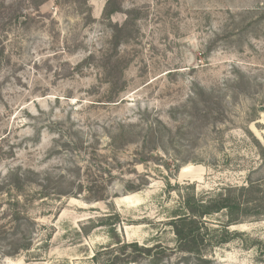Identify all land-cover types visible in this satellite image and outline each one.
<instances>
[{
	"label": "rangeland",
	"instance_id": "rangeland-1",
	"mask_svg": "<svg viewBox=\"0 0 264 264\" xmlns=\"http://www.w3.org/2000/svg\"><path fill=\"white\" fill-rule=\"evenodd\" d=\"M106 2L0 0V264H106L117 236L175 249L185 197L250 181L264 210V0H117L110 21ZM121 124L134 141L114 149ZM94 148L123 162L108 200L53 194L78 167L85 179ZM29 170L14 189L10 175ZM229 230L207 264H264V216ZM17 241L30 246L8 256ZM197 263L175 252L161 264Z\"/></svg>",
	"mask_w": 264,
	"mask_h": 264
},
{
	"label": "trees",
	"instance_id": "trees-1",
	"mask_svg": "<svg viewBox=\"0 0 264 264\" xmlns=\"http://www.w3.org/2000/svg\"><path fill=\"white\" fill-rule=\"evenodd\" d=\"M121 9V5L117 3V0H107L103 10V18L110 21L112 16L120 12ZM112 26L116 29L114 34L116 45L121 43V40L117 36V32L121 29L117 25ZM135 129V125L132 124L119 125L117 132L110 136V145L114 149H122L129 145L134 141ZM96 149L94 148L92 152H89L88 165L83 174V176L85 175V179L81 180V168L78 167L77 176L70 183V190L68 192L55 190L53 194L73 198H82L84 196L87 202L108 200L109 186L117 178L113 171L117 169L118 172L122 173L124 171L123 162L115 156L113 158L116 162H112L107 156L98 154ZM151 157L152 150L148 151V154L145 153L142 156V160L139 161L140 163H144ZM36 175L31 170L26 171L25 174H20L16 171V173L13 172L10 175L8 180L13 188L15 187L14 189L18 190L22 188L24 182L30 181V176ZM76 178H79V184L76 192H73L72 186L75 184ZM49 188L44 186L43 191H48ZM125 188L131 192L139 190V186L133 182H127ZM43 191L42 194L45 196L52 194ZM257 191L258 186L250 181L248 186H227L216 196L207 199L187 196L183 200V209L180 212H176L169 222L173 234L176 236L177 247L175 249L166 247L160 243L153 246H141L138 242H126L117 236V241L113 244V248L117 250L113 251L106 264H138L140 258H147L152 264H161L164 261L170 260L175 252L194 255L197 258V264H207L209 260L205 258L206 247L229 243L237 235V233L230 232V227L242 224L247 218L264 216V210H261L258 205H254V201L249 197ZM214 216L224 217L225 221L217 219L218 225L223 227L221 230L209 227V218ZM29 246L30 242H11L10 251L6 254L8 256H15L21 250L28 249ZM183 260L186 261L188 258L184 257Z\"/></svg>",
	"mask_w": 264,
	"mask_h": 264
},
{
	"label": "bare ground",
	"instance_id": "bare-ground-1",
	"mask_svg": "<svg viewBox=\"0 0 264 264\" xmlns=\"http://www.w3.org/2000/svg\"><path fill=\"white\" fill-rule=\"evenodd\" d=\"M132 197H133V196H127L125 199H123V201H124V200L127 201V200L131 199Z\"/></svg>",
	"mask_w": 264,
	"mask_h": 264
},
{
	"label": "water",
	"instance_id": "water-1",
	"mask_svg": "<svg viewBox=\"0 0 264 264\" xmlns=\"http://www.w3.org/2000/svg\"><path fill=\"white\" fill-rule=\"evenodd\" d=\"M261 110L263 111V110H264V107H262ZM0 257H1V256H0Z\"/></svg>",
	"mask_w": 264,
	"mask_h": 264
}]
</instances>
